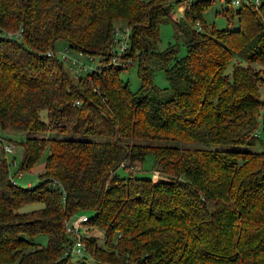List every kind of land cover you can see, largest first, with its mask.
<instances>
[{
	"label": "trees",
	"instance_id": "trees-1",
	"mask_svg": "<svg viewBox=\"0 0 264 264\" xmlns=\"http://www.w3.org/2000/svg\"><path fill=\"white\" fill-rule=\"evenodd\" d=\"M210 1L0 0V139L22 136L16 173L46 151L20 187L0 144V264H264V0L226 3L231 29L205 24ZM113 27L128 28L126 66L110 62ZM57 40L98 66L64 70ZM132 66L135 90L119 78ZM79 214L71 256L63 221Z\"/></svg>",
	"mask_w": 264,
	"mask_h": 264
},
{
	"label": "rangeland",
	"instance_id": "rangeland-1",
	"mask_svg": "<svg viewBox=\"0 0 264 264\" xmlns=\"http://www.w3.org/2000/svg\"><path fill=\"white\" fill-rule=\"evenodd\" d=\"M144 1H147V0H144ZM225 6H226V2L224 0H211L209 2L208 7L202 13V16H201L202 20L205 22V24L210 25L215 29H221L224 27H227L228 29L234 28L235 27V19L234 18L229 19L228 23H226L223 16L220 13V11H222L225 8ZM228 7H229V5H228ZM176 10L179 11L178 8ZM176 10H175V7H173V10H171V17L174 20H179L180 14H178V12ZM120 26H117V27H120ZM192 27L194 28V24H192ZM172 32H173V30H172V26L170 23H159L158 24V42H157L158 50L163 49L167 43L174 42L173 37H172V34H173ZM182 53H183L182 48H180L179 49V55H181ZM53 54H54L55 58L59 62H61L63 69L66 71H69V70L76 71L80 67V63L86 66L87 71H91L94 68H96V66H98V58L97 57H91V58L88 57L87 58L86 56H81V55L76 56L75 53H73L70 50H67L65 42L62 40H57L54 42ZM62 54H64V56L66 58V60H64V61L61 60ZM72 59L75 60L73 62L74 64L71 63ZM252 67L261 70V83L258 86V98L260 101H262L264 103V63L261 65L255 64ZM119 78L123 81L128 82L129 89H131V90L136 89V87L138 85V81H137V77H136L135 70H134L133 66L122 70L119 74ZM152 82L154 85H156L159 88H163L166 86L162 72L159 71L158 69H153ZM4 137L6 139L7 138L10 139L12 142L14 141L15 145L17 146V147L15 146V148H14V154H12V156L11 155L7 156L8 162L10 163V161L13 160L15 163V166H16V167L15 166L12 167V165L9 164V167H8V170L10 172V175L12 177L14 184L17 186H20V187H26L28 185L34 186L38 181L37 174L41 171L42 159H43V156L46 154V151L43 152L39 161L35 165H33L30 169L19 170L17 172L18 175H15V173L17 171L18 164L20 162L19 158H20V150H21L20 147L16 143H18L19 139H21L22 136L16 135V134L6 133L4 135ZM252 150L264 151V143L263 142L262 143L256 142L254 147H252ZM144 167L146 170H148V168H149L146 165V163L144 164ZM117 173L119 175H125V172L121 169H118ZM138 174L141 176H145V175L149 176V172H140ZM150 176H151V172H150ZM25 208L26 209L31 208V205L26 206ZM32 208H35V207L33 206ZM81 227H82V225H81ZM95 234H97V233H95ZM36 240L39 241L41 244L44 243L43 237H38ZM72 259H73V260H71L72 262L76 261L75 258H72ZM76 264H78V263H76Z\"/></svg>",
	"mask_w": 264,
	"mask_h": 264
},
{
	"label": "built area",
	"instance_id": "built-area-1",
	"mask_svg": "<svg viewBox=\"0 0 264 264\" xmlns=\"http://www.w3.org/2000/svg\"><path fill=\"white\" fill-rule=\"evenodd\" d=\"M228 5L234 9L240 6H250L253 9H257V7L260 5V0H224ZM194 30L199 29V25L197 22H194ZM113 40H112V48L111 51L113 53L112 57L110 58V62L115 65H121L126 66L128 63H130V59L126 58L124 60H119V56L123 53V51L126 49V41H127V35H128V28L123 27L121 29L117 27H113ZM8 37H17L18 31L15 33H6ZM45 55H50V51H47ZM65 58L64 54L61 55V60ZM75 60H71V63L74 64ZM82 66L80 69L82 72L85 71L86 66L80 63ZM0 144L2 147V150L7 154H12L14 151V146L11 143L4 142L0 139ZM12 152V153H11ZM154 179L156 177V174L153 172L151 175ZM57 186V184H55ZM86 221V216L79 214V215H71L67 219L63 221L64 231L65 233L70 235L71 243L68 248V254L71 256H80L81 252L83 251L82 243H81V236H80V230H78V227H81V224Z\"/></svg>",
	"mask_w": 264,
	"mask_h": 264
},
{
	"label": "crops",
	"instance_id": "crops-1",
	"mask_svg": "<svg viewBox=\"0 0 264 264\" xmlns=\"http://www.w3.org/2000/svg\"><path fill=\"white\" fill-rule=\"evenodd\" d=\"M183 7H184V5H183V3H180V4H178L177 6H176V9L178 8V10L179 11H177L178 12V14H181V12H182V10H183Z\"/></svg>",
	"mask_w": 264,
	"mask_h": 264
}]
</instances>
